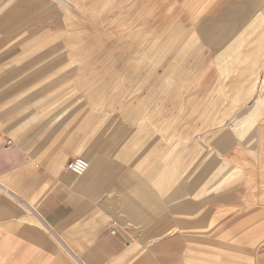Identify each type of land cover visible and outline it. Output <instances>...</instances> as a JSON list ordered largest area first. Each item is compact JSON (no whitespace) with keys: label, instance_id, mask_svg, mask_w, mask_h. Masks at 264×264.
Instances as JSON below:
<instances>
[{"label":"rangeland","instance_id":"374dc122","mask_svg":"<svg viewBox=\"0 0 264 264\" xmlns=\"http://www.w3.org/2000/svg\"><path fill=\"white\" fill-rule=\"evenodd\" d=\"M178 9L177 0H0L4 144L56 149L43 172L60 156L63 168L85 156L110 170L96 197L81 195L91 224L71 233L79 242L123 233L100 264H264V98L250 136L236 128L264 87V42L249 44L263 23H236L227 42L237 47L216 67ZM181 199L194 212L172 206Z\"/></svg>","mask_w":264,"mask_h":264},{"label":"crops","instance_id":"0c3cea01","mask_svg":"<svg viewBox=\"0 0 264 264\" xmlns=\"http://www.w3.org/2000/svg\"><path fill=\"white\" fill-rule=\"evenodd\" d=\"M177 1V11L185 15L191 36L196 34L195 43L203 39L210 44L216 67H220L224 63V56L237 47L236 43L227 42L228 38L238 34L241 24L236 23H241L249 17V25L255 22L263 23L261 30L249 44L255 41L257 44L264 42V0ZM52 14L51 11L43 12L37 17L38 22L42 23V18ZM157 77L159 78V75L155 74L154 80ZM263 96L264 87L261 86L257 98L236 123V128L241 130V135L245 138L250 136L252 128L257 124ZM20 114L21 112L18 116ZM257 127L259 131L263 128L261 124ZM6 141L0 109V187L9 193L7 195L0 190V264L108 263L110 254L112 257L113 253L119 250L116 240L123 236L120 230L112 233L114 238L110 242H79L71 233L91 224V205L88 201L82 202L81 195L87 193L86 197L91 198V188L95 192L105 188L112 175L110 170L105 171L99 159L90 163L88 158L83 156L89 167L84 174L75 177L63 168V158L60 156L57 169H50L49 173L43 172L39 168L49 165L50 159L55 157L56 149L50 150L43 146L40 151H35L20 148L13 143L6 146ZM258 145L259 166L264 175L262 138H259ZM248 176L253 178L252 174ZM190 198L194 199V195H190ZM172 206L178 211L194 212V207L187 199H181ZM133 213L135 221L139 222L138 212ZM134 236L138 234L135 233ZM154 240H160L162 243L172 241L164 236ZM132 248L127 245L124 251L130 252ZM255 253L256 256L259 255L257 250Z\"/></svg>","mask_w":264,"mask_h":264},{"label":"built area","instance_id":"2783aa9c","mask_svg":"<svg viewBox=\"0 0 264 264\" xmlns=\"http://www.w3.org/2000/svg\"><path fill=\"white\" fill-rule=\"evenodd\" d=\"M263 143H264V130H263ZM88 167H89L88 161L81 157H75L69 159L65 164V169L76 176L82 175L88 169Z\"/></svg>","mask_w":264,"mask_h":264},{"label":"bare ground","instance_id":"6f19581e","mask_svg":"<svg viewBox=\"0 0 264 264\" xmlns=\"http://www.w3.org/2000/svg\"><path fill=\"white\" fill-rule=\"evenodd\" d=\"M66 171H67V170H66ZM84 173H85V172H84ZM84 173H83V174H84ZM75 176H76V175H75ZM80 176H81V175H80ZM0 190L3 191V193H5V194H7V195L9 194L8 191H7L6 189H4V188H1V187H0Z\"/></svg>","mask_w":264,"mask_h":264}]
</instances>
